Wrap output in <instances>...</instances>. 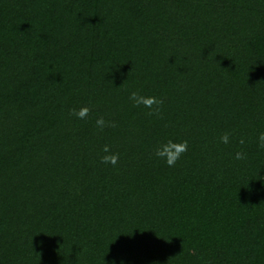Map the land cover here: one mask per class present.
<instances>
[{
    "label": "trees",
    "instance_id": "obj_1",
    "mask_svg": "<svg viewBox=\"0 0 264 264\" xmlns=\"http://www.w3.org/2000/svg\"><path fill=\"white\" fill-rule=\"evenodd\" d=\"M261 132L264 0H0V264H264Z\"/></svg>",
    "mask_w": 264,
    "mask_h": 264
},
{
    "label": "clouds",
    "instance_id": "obj_2",
    "mask_svg": "<svg viewBox=\"0 0 264 264\" xmlns=\"http://www.w3.org/2000/svg\"><path fill=\"white\" fill-rule=\"evenodd\" d=\"M130 101L136 107L143 106L148 109V115H161V109L164 104V100L162 98H158L152 95H143L138 91H131L129 95ZM90 112V108L88 106H81L79 109L73 108L72 114L76 116L78 119H85L88 117ZM111 124L110 121H106L103 116H100L96 119V126L101 131L107 126ZM230 133L225 132L220 136V141L224 144L229 143ZM258 147L264 149V132H261L257 137ZM239 143L243 145L245 140L243 137L239 139ZM188 151V141H174L172 139H168L166 142H162L155 147L154 155L158 158L163 159L169 167H174L176 162L180 159V157ZM104 155L101 156V162L104 164H112L115 166L119 161V153H114L111 151V147L108 144L103 146ZM247 154L238 151L235 154L236 160H244L246 159Z\"/></svg>",
    "mask_w": 264,
    "mask_h": 264
}]
</instances>
